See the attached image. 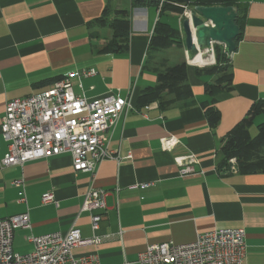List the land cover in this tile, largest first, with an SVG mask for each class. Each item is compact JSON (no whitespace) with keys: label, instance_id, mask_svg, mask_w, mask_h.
Here are the masks:
<instances>
[{"label":"crops","instance_id":"0c3cea01","mask_svg":"<svg viewBox=\"0 0 264 264\" xmlns=\"http://www.w3.org/2000/svg\"><path fill=\"white\" fill-rule=\"evenodd\" d=\"M239 1L245 20L230 54L232 90L217 96L221 118L212 133L202 105L211 99L203 81L212 76L195 74V66L203 65L188 63L184 46L148 48L158 18L153 0L136 5L133 0H0V122L8 99L39 92L52 79L81 69L95 74L71 79L76 94L91 99L119 93L133 106L107 133L113 157L99 161L92 172L74 171L66 153L0 167V217L27 212L30 222L13 232L16 252L32 249L31 234L65 233L74 224L82 237H100L97 244L74 247L76 256L97 255L98 264H138L148 244L186 243L199 233L234 227L245 231L244 263L264 264V173L216 168L221 138L252 102L264 98V0ZM105 6L129 11L125 53L99 52L111 30L92 21ZM168 13L177 17L183 38L178 14ZM171 48L179 56L165 53ZM181 61L188 64L192 96L162 109L159 101L137 107L139 91L156 82L154 67ZM168 136L177 143L163 149L160 139ZM6 150L0 136V158ZM190 154L195 171L180 176L174 158ZM18 178L24 181L25 201L13 184ZM89 187L107 192L97 229L91 227L90 211L81 210ZM45 193L54 200L43 203Z\"/></svg>","mask_w":264,"mask_h":264},{"label":"built area","instance_id":"2783aa9c","mask_svg":"<svg viewBox=\"0 0 264 264\" xmlns=\"http://www.w3.org/2000/svg\"><path fill=\"white\" fill-rule=\"evenodd\" d=\"M157 13L169 0H153ZM179 19L189 16L192 7L182 4ZM189 14V15H188ZM187 62L190 63L189 59ZM95 70L81 69L53 81L45 89L26 96L8 99L0 122V136L7 150L0 158V167L23 165L25 162L60 154L71 157L74 171L92 172L97 163L113 157L106 146L107 133L124 111L133 108L128 96L119 93L87 98L76 94L72 88L74 77L90 76ZM130 90L128 95H130ZM163 149H171L177 139L173 136L160 139ZM179 174L194 173V155L177 156ZM228 172H236L235 158L229 159ZM20 186L19 196L25 201L23 178L13 180ZM107 192L89 187L83 193L81 210L90 211L91 227L98 228L106 207ZM43 203L52 202V193L42 195ZM27 212L0 217V264H98L97 255L76 256L73 248L97 244L100 237H82L72 224L65 233L55 231L41 235H29L32 249L25 253L13 249V232L29 228ZM245 231L243 228L222 227L199 233L190 242L176 244L162 242L148 244L138 254V264H245Z\"/></svg>","mask_w":264,"mask_h":264},{"label":"trees","instance_id":"16d2710c","mask_svg":"<svg viewBox=\"0 0 264 264\" xmlns=\"http://www.w3.org/2000/svg\"><path fill=\"white\" fill-rule=\"evenodd\" d=\"M146 2L147 0L141 4ZM182 4H189L191 7L194 5L236 6L235 23L239 27V33L235 38V43L241 37L245 13L244 6L239 0H169L162 5L158 12V18L149 40V50L184 46L180 30L162 22L160 18L161 15L168 12L181 14L183 12ZM133 5H136L134 1ZM92 22L100 27L107 26L111 30L109 38L104 42L99 52L120 54L128 51V35L131 24L128 10L105 6L101 15ZM213 50L214 53L211 51L212 63L194 68L195 74L198 76H212V79L203 81L204 91L211 96V99L202 104L204 117L212 133L215 132L221 118L220 110L215 105L217 96L232 90V72L229 70L230 54L225 51L223 45L218 43L213 45ZM187 68L186 61L175 64L163 62L154 67L156 82L153 85L144 86L139 91L136 99L137 107H144L151 102L159 101L158 106L162 109L171 103L190 98L192 90L187 81ZM60 78L52 79L51 82ZM165 94H169L171 97L163 99ZM258 117H263V120L256 124V133L251 135L249 128ZM221 142L216 163L218 170L228 172L229 159L233 157L238 173H264V98L251 103L243 117L221 138Z\"/></svg>","mask_w":264,"mask_h":264},{"label":"water","instance_id":"95a60500","mask_svg":"<svg viewBox=\"0 0 264 264\" xmlns=\"http://www.w3.org/2000/svg\"><path fill=\"white\" fill-rule=\"evenodd\" d=\"M141 4L145 0H133ZM237 7L234 5H194L189 16L181 20L183 44L187 59L197 53L213 51L215 43L223 45L228 54L235 49L239 27L235 23ZM214 62V61H213Z\"/></svg>","mask_w":264,"mask_h":264},{"label":"rangeland","instance_id":"374dc122","mask_svg":"<svg viewBox=\"0 0 264 264\" xmlns=\"http://www.w3.org/2000/svg\"><path fill=\"white\" fill-rule=\"evenodd\" d=\"M189 7H191L189 4H187ZM161 21L162 22H164V23H168L171 27H175V28H177L178 26H179V21H178V19H177V17L173 14H163V15H161ZM106 27V26H105ZM166 52H169V53H171V55L173 56V57H177V56H179V51H176V48H171V50L169 51V50H165V53ZM213 53H214V50H213ZM189 63V62H188ZM261 120H263V117H258L256 120H255V122L252 124V126H251V128H250V130H251V132H252V135H254L255 133H256V124L258 123V122H260Z\"/></svg>","mask_w":264,"mask_h":264},{"label":"bare ground","instance_id":"6f19581e","mask_svg":"<svg viewBox=\"0 0 264 264\" xmlns=\"http://www.w3.org/2000/svg\"><path fill=\"white\" fill-rule=\"evenodd\" d=\"M189 61L190 63H195L197 65L210 64L212 63L211 51H206L205 54L199 52L193 58L189 59Z\"/></svg>","mask_w":264,"mask_h":264}]
</instances>
